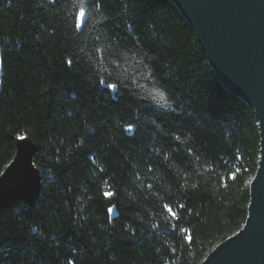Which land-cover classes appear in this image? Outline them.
Returning a JSON list of instances; mask_svg holds the SVG:
<instances>
[{
    "label": "trees",
    "instance_id": "16d2710c",
    "mask_svg": "<svg viewBox=\"0 0 264 264\" xmlns=\"http://www.w3.org/2000/svg\"><path fill=\"white\" fill-rule=\"evenodd\" d=\"M74 2L0 0V173L21 137L40 171L33 204L0 210V264H200L245 222L253 109L222 85L171 0H110L107 33L94 8L76 27ZM149 56L171 89L164 99ZM98 63L128 87L110 95ZM168 197L185 205L179 221L161 207Z\"/></svg>",
    "mask_w": 264,
    "mask_h": 264
},
{
    "label": "water",
    "instance_id": "95a60500",
    "mask_svg": "<svg viewBox=\"0 0 264 264\" xmlns=\"http://www.w3.org/2000/svg\"><path fill=\"white\" fill-rule=\"evenodd\" d=\"M171 1L194 30L222 85L253 109L259 131V159L249 183L245 222L200 264H264V0ZM35 150L30 138L15 140L13 158L0 173V210L20 199L27 205L37 199Z\"/></svg>",
    "mask_w": 264,
    "mask_h": 264
},
{
    "label": "snow or ice",
    "instance_id": "6c2138e0",
    "mask_svg": "<svg viewBox=\"0 0 264 264\" xmlns=\"http://www.w3.org/2000/svg\"><path fill=\"white\" fill-rule=\"evenodd\" d=\"M122 2L125 4H128V3H131V0H122ZM89 5H91L92 7L90 8ZM109 5H110V0H75V2L73 4V8L75 10L76 17H78L79 21H80L76 25V27L81 28V30L83 29V25L88 22L89 18L91 17L92 9L94 8L96 10H100L99 16L96 18V20L99 23L100 28H103L104 31L107 33L109 30L105 27V22L108 20L107 13L111 12ZM134 7H135V5H133V8ZM131 11L132 10L129 9L127 6H125L123 8V12L129 16V20L131 21V22L125 21V26L129 30H134L135 25L137 23V20L135 19L134 16L130 15ZM133 47H135V46H133ZM80 51L82 52L83 49H81ZM103 51H104L103 48H96V52H98V53L103 52ZM137 51H142V50H137ZM133 55H136V52H133ZM145 56H148V53H142V55L140 56V59L143 60ZM148 58L151 61V65L149 63L144 64V68L147 70L146 74L153 78L155 85H156V87L154 89L156 94L159 95L161 99H164L166 97V95L172 94L171 89L162 80H160L156 76L157 65H156L155 59L153 57H150V56ZM93 59H94V57H93ZM67 63L69 65V67H71L72 60L69 59L67 61ZM112 63L116 64L117 61L114 60V61H112ZM97 66L100 68V72L107 74V79H106L105 76L99 75V73H97V75L99 76V79L97 82L100 84H104L106 86V89L111 90L110 95H118V94H120V90L122 88L128 87V85L124 84L121 76L117 75V76L113 77L112 72H110L108 70V68L106 66H104L102 63H98ZM129 95H138V94L129 93ZM136 103H137V105L144 104L147 107H151V105L148 104V98L147 97H140L139 99L136 100ZM139 123H140V121L137 120L135 123H128L124 127L126 128L127 131L134 132L137 129ZM174 140L180 141L181 136H179V135L175 136ZM156 151L160 152V149H156ZM186 151L191 153L192 148L189 147V148H187ZM165 159H167V157H165ZM197 159H198V157H197ZM237 171H239V169H237ZM31 175H35V173H31ZM106 187L111 189L113 186L106 184ZM193 187H195V185H193ZM114 195H115V193L111 190L103 192V196L105 198H108V199H111V197H113ZM168 200H169L168 203L162 204V206H161L162 209L166 210L172 218L177 219L179 221L180 217L178 215V212L180 210H183L185 208V205L177 203V202H172L171 197H168ZM114 207H115V205L108 207L107 211L109 213H112L114 210ZM184 231L187 232L189 230L185 229Z\"/></svg>",
    "mask_w": 264,
    "mask_h": 264
}]
</instances>
